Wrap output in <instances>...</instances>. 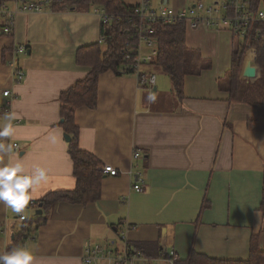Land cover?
<instances>
[{
    "label": "crops",
    "instance_id": "obj_1",
    "mask_svg": "<svg viewBox=\"0 0 264 264\" xmlns=\"http://www.w3.org/2000/svg\"><path fill=\"white\" fill-rule=\"evenodd\" d=\"M35 1L44 3L46 12L19 14L14 33L0 36V128L8 123V113L1 110L7 102L19 116L11 121L12 137L0 138V143H18L13 163L23 164L26 173L44 169L48 176L32 200L36 205L30 201L25 209L28 218L39 214V201L48 192L76 187L60 98L91 70L78 63L79 48L101 40V18L95 12H50L49 0ZM141 1L124 0L131 6ZM148 1L186 10L200 0ZM235 36L228 26L187 25V44L211 60L212 67L185 77L183 98L172 86L170 106L160 104L169 92L159 78L151 86L141 84L136 74L101 73L97 106L75 111L79 145L96 156L101 168L111 164L121 173L113 176L101 169V195L94 202L53 205L46 223L18 246L31 252L35 264H85L87 245L116 248L122 246L121 234L129 243L159 247L155 256L141 253L156 259L147 264H168L159 259L162 251H174L176 264L192 248L213 258L248 259L253 237L264 250V130L248 126L257 117L254 106L229 101L230 93L219 87L231 66ZM19 44L28 50L17 54ZM255 58L256 49L250 48L245 65L251 60L257 79L261 69ZM245 65L241 79L256 80L243 75ZM15 68L26 73L20 83L13 81ZM154 87L157 99L152 103L148 95ZM7 88L13 98L3 94ZM7 162L4 155L0 166ZM138 179L141 191L134 188ZM205 199L209 206L202 210ZM23 221L0 203V254L8 251Z\"/></svg>",
    "mask_w": 264,
    "mask_h": 264
},
{
    "label": "trees",
    "instance_id": "obj_2",
    "mask_svg": "<svg viewBox=\"0 0 264 264\" xmlns=\"http://www.w3.org/2000/svg\"><path fill=\"white\" fill-rule=\"evenodd\" d=\"M12 0H0V5ZM252 7L257 10L264 6V0H252ZM101 8L109 14H130L133 6L127 5L124 0H49L50 12L72 10L77 12H94V8ZM5 21L0 20V36L4 35ZM155 39L159 53L153 64L170 76L175 94L184 97L185 77L189 74H201L211 69V60L203 57L202 52L187 44V23L177 21L155 26ZM101 40L97 43L79 48L77 61L79 64L91 67L88 75L77 81L61 94V125L71 136L69 153L74 164L76 187L72 190H56L44 195L42 214L35 213L33 217L24 220L22 230L15 235L8 247L11 251L20 246L31 233L44 225L48 220V212L54 204L60 201L87 204L100 198L101 183L104 176L101 171V162L96 156L79 145V127L75 122V111L78 107L88 106L95 108L98 103L99 76L101 73L113 70L117 75L135 74L131 60L126 59L124 51L126 44H136L137 33L133 29V22L127 18L101 20ZM250 48L256 49L255 63L260 66L261 75L254 81L242 80L241 74ZM28 49V47H27ZM131 59L135 52H131ZM252 55V54H251ZM219 87L230 93L229 101L248 103L257 110V117L248 122L250 129L264 130V22L253 23L244 37L236 34L232 53L231 66L224 77L219 79ZM209 206L208 200L203 202L202 210ZM134 251L146 256H155L159 247L150 242L129 243ZM176 264H264V250L259 241L253 237L248 259L233 260L219 259L202 254L194 248L188 257L177 260Z\"/></svg>",
    "mask_w": 264,
    "mask_h": 264
},
{
    "label": "built area",
    "instance_id": "obj_3",
    "mask_svg": "<svg viewBox=\"0 0 264 264\" xmlns=\"http://www.w3.org/2000/svg\"><path fill=\"white\" fill-rule=\"evenodd\" d=\"M48 2V1H47ZM252 0H220L206 4L202 0L198 1L194 6L186 10H175L166 3L161 2L158 6H153L148 0H143L138 4L133 5L134 9L130 14H109L101 8H94V12L98 14L101 20H112L115 18H127L133 22V29L136 30V44L132 45L128 42L125 47L127 53L126 59L131 60L132 68L135 74L139 77L141 84H149L151 86L156 84L157 76L154 73H148L144 70V66L155 60L159 50L155 39L156 28L158 24H169L184 20L187 25L198 27L202 24L211 26L213 28H220L228 26L232 31L244 37L248 28L256 22H264V7L254 10L252 7ZM24 12L44 13V3L35 0H12L4 2L0 5V20L5 21L4 35H12L15 31V22L19 14ZM25 44H19L15 47V52L25 53L27 51ZM136 55L131 59V52ZM254 59V58H253ZM25 71L21 68L13 69L12 78L16 83H20L25 78ZM3 94L10 98L14 97L11 88L3 90ZM4 113H10L11 107L9 102L1 107ZM4 144V143H3ZM11 144L13 149H17L19 144L14 142H7L4 145ZM140 153L135 151L134 157L138 158ZM106 174L116 176L120 174V170L111 164H106L102 168ZM141 181L135 183L134 188L137 191L143 190ZM30 205L35 206L34 201ZM21 220H26L28 216L25 213L19 214ZM124 233V232H123ZM123 240L122 246L114 248L113 246H106L99 243L89 244L85 248L83 261L85 264H137L141 262L147 264L148 261L156 259H149L141 253L134 251L133 247L129 245L125 234H121ZM159 259L174 264L177 256L174 251H162Z\"/></svg>",
    "mask_w": 264,
    "mask_h": 264
},
{
    "label": "clouds",
    "instance_id": "obj_4",
    "mask_svg": "<svg viewBox=\"0 0 264 264\" xmlns=\"http://www.w3.org/2000/svg\"><path fill=\"white\" fill-rule=\"evenodd\" d=\"M154 94L148 95L149 102L156 101ZM15 112L5 116L8 121L0 128V138L12 137L14 128L11 121L18 119ZM13 148L11 144L0 143V161L7 155L8 162L0 166V203L10 208L14 213L24 212L30 201L39 197V188L48 184V176L44 169L36 168L32 173H26L23 164L12 161ZM0 264H35V258L26 247H14L11 251L0 254Z\"/></svg>",
    "mask_w": 264,
    "mask_h": 264
},
{
    "label": "rangeland",
    "instance_id": "obj_5",
    "mask_svg": "<svg viewBox=\"0 0 264 264\" xmlns=\"http://www.w3.org/2000/svg\"><path fill=\"white\" fill-rule=\"evenodd\" d=\"M205 3L206 4H210L212 2H205ZM154 61L149 63V66L151 67L152 71L157 75V78H159L160 85H161V83H163L162 87L165 88L164 91L169 92V93L166 94V96H167L166 100L161 99L160 100L161 101L160 104L164 105V106H166V104H167V106L173 105L171 100H168L170 95H172V89H171L172 88V81L170 79V76L167 73L163 72L161 69H159L157 66H155L153 64ZM144 69H145V67H144ZM163 79H164V81H163Z\"/></svg>",
    "mask_w": 264,
    "mask_h": 264
},
{
    "label": "water",
    "instance_id": "obj_6",
    "mask_svg": "<svg viewBox=\"0 0 264 264\" xmlns=\"http://www.w3.org/2000/svg\"><path fill=\"white\" fill-rule=\"evenodd\" d=\"M30 51H28L29 53ZM243 75L246 77V78H249V79H256L257 77V67L255 65H252V62L251 60L250 61H247L246 65H245V68H244V72H243ZM157 91V88L154 87L153 88V92L152 94H155ZM65 137L68 141L71 140V136L68 134V133H65ZM43 212L42 209L39 210V214H41Z\"/></svg>",
    "mask_w": 264,
    "mask_h": 264
}]
</instances>
